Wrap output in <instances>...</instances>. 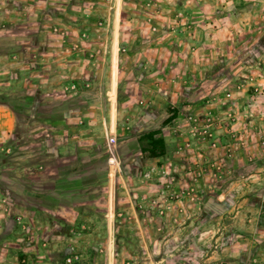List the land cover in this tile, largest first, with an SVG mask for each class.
<instances>
[{
  "label": "rangeland",
  "instance_id": "1",
  "mask_svg": "<svg viewBox=\"0 0 264 264\" xmlns=\"http://www.w3.org/2000/svg\"><path fill=\"white\" fill-rule=\"evenodd\" d=\"M184 1L69 0V5L74 3L76 6L69 10L67 0L64 3L56 0L59 5L54 0H45L44 7H56L54 9L61 13L59 20L52 22V27L64 30L69 25H75L84 30L76 31L78 39L70 44L65 41L70 35L61 32L60 51H52L54 56L50 62L45 60L41 63L43 77L47 79L45 93L48 96L44 97V105L67 101L72 108H85L87 112H70L64 121L55 123H66L69 131L75 126H82L78 123H87V133L90 130V135L96 132L98 136L93 138L94 142L101 146L104 140V148L97 151L92 159L97 161L94 168H98V175L91 171L84 174V189L87 191L61 198L64 202L74 201L84 205L64 208L55 216L48 208H40L35 213L39 221L57 219L64 223L59 226L62 232L60 242L55 234L46 237L39 223L31 224L35 220L34 214L17 212L8 215L1 234H7L8 238L0 240L2 250L15 254L27 249L31 257L36 254L38 260L46 264H264V160H258L264 159L262 42L248 46V43L243 44L247 41L244 35L237 33L240 37L235 40L243 41L235 46H239L235 49L241 58L239 62L231 64L223 60L218 69L212 64H204L201 67L206 73L203 81L184 78L179 64L167 63L170 58L166 53L170 51L163 53V49H157L154 60L159 61L153 64L147 63L145 55L148 52L144 48L130 45L136 36L135 27H143L145 37L148 35L146 29L150 33L155 32L154 28H147L151 24H161L162 31L176 28L182 21L181 12L177 9ZM250 1L254 6L246 10L252 9L250 12L257 20L261 15L254 12L260 9L256 4L264 12L261 1L241 0L237 7L242 11ZM83 8L108 9L124 24L120 26L119 39L116 37L113 49L114 87L117 84L113 111L109 109L107 112L110 103L109 108L112 107L107 94H96L100 87L108 89L109 82L111 85L109 60L113 40L107 32L108 21L105 17L83 21ZM45 21L51 23L50 19ZM246 23V19L241 20V24ZM261 23L257 21L255 25ZM91 26L94 27L90 31ZM101 30L103 33L95 38L94 32ZM175 30L169 31L174 34ZM209 46L207 39L202 48H205L207 58L212 51ZM227 51L231 53L232 50L226 49L223 53L227 54ZM245 56L258 64L255 66L256 75L241 72L242 78L235 80V90L248 93L245 108L239 109L230 90H222L221 99L220 94L212 92L216 93L217 89L216 78L219 76L215 74L216 70L230 76V72L236 73L243 68ZM57 67L61 70L58 71ZM255 79L263 83H255ZM188 85H192L188 89L194 93L199 90L200 95L182 96ZM103 97L106 110L97 111L98 106L101 108ZM221 100L224 110L217 113L212 110L213 104ZM187 104L196 107L194 110H180ZM89 108L93 111L88 112ZM101 123H117L116 130L109 127L105 131ZM127 123H146V126L140 131L130 132L125 126ZM258 123L262 125L258 127L260 131L262 128L260 136L255 134L254 128ZM204 126H207L206 134L199 136L198 132ZM80 131L83 133V130ZM145 133L163 144L162 156L153 161H145L146 153L140 151V147H145L148 141V137H142ZM222 137L224 140L220 141ZM67 138L71 139L69 135ZM168 140L169 148L164 149ZM89 141L83 136L75 145L71 142L67 145L72 144V150ZM249 143L251 149H258L257 154H261L256 161L254 154L246 150ZM27 145L29 150L34 148V142ZM199 147L203 149L199 150ZM240 153H245L247 165L244 166L245 173L239 171L241 175L236 176L227 163L232 156ZM6 154L8 147L0 146V157ZM112 157L116 159L113 168L109 163ZM107 168L112 173L104 175L103 171ZM55 196L48 195L50 200ZM35 198L42 199L33 195ZM244 208L247 209V216L253 219L250 233L230 227L229 218ZM7 213L0 203V217ZM26 254H22L21 259L14 257L16 263L26 264ZM11 263L14 264V260Z\"/></svg>",
  "mask_w": 264,
  "mask_h": 264
},
{
  "label": "crops",
  "instance_id": "2",
  "mask_svg": "<svg viewBox=\"0 0 264 264\" xmlns=\"http://www.w3.org/2000/svg\"><path fill=\"white\" fill-rule=\"evenodd\" d=\"M54 1L56 2V0ZM58 1L59 3L65 2V0ZM68 1L69 0H67L66 4L69 10H73L74 7L76 8L74 3L69 5ZM259 1L264 3V0ZM240 2L241 0H185L184 4L177 9L181 12L182 16V21L179 22L181 26L178 25L176 28L170 27L167 31H162L159 27L161 24H159V26L151 24V26L147 28H154L155 32L150 33L148 29H146L148 34L147 37L143 35V27H135L136 36L130 41V45L144 48V50L148 52V54L145 55L147 63L153 64H157L159 61L158 59L154 60V58H157L154 55L157 49H163V53L165 51H170L166 53L167 56H169L168 58H170L167 63L170 61L171 65L179 64L182 70L180 73L184 72V78L190 79L191 81H203L202 79L205 77L204 75H206V73H203L201 67L204 64H212L218 69L217 66H219L223 60L229 61L231 64L239 62L241 58L237 55L235 50L239 46H235L243 41L235 40L236 37H240L237 33L244 35V39L247 40L244 41L243 44L248 43V46L251 45L252 47V45L255 46L257 43L260 44V42H262L260 47L261 45L264 46V12L260 11L261 7L256 4L260 9L254 12H258V14L261 15V17L256 20L254 19V13L250 12L252 9L249 11L246 10L253 8L254 3L251 1L248 2L245 9L241 11L237 7V4ZM44 3L45 0H0V146H3V148L8 147V154L3 156V158L0 157V203L1 206L5 207L8 211L7 214L0 217V240L8 238L7 234L1 236L5 228V223L8 221V215H13L17 212L21 214V212L24 213L28 211L34 214L35 217L34 222L31 224L39 223L46 237L55 234L58 236V242H60L59 236L62 232L59 226H62L64 223L57 219H50V221L47 220L46 222L43 220L39 221L35 213H37V210L40 208H48L52 210V215L55 216V214L59 213V210L64 208L84 205L74 203V201L64 202L61 198L65 196L68 198L67 196L69 195L73 197L87 191L84 189V174L91 171L95 176L98 175L96 173L98 168H94L97 161H93L92 159L97 151H102V148H104V140L101 141V146L94 142L93 138L98 136L96 132L93 131V134L91 133L90 135V130L89 133H87V123H78L82 126L79 128L75 126V128H71V131H69L70 129L67 130L68 125L66 123H55L64 121V118L69 116L70 112H80L81 110L87 112L85 108H72L67 101H56L57 103L53 102L54 104L51 106L44 105V97L48 96L45 93L47 89L45 80L47 79L43 77V68L40 67L41 63L45 60L46 62H50L51 57L54 56V53H51L52 51H60L61 44L59 42V34L61 32L70 35L68 37L66 36L67 39L65 38V41L70 44L78 39L76 38L75 32L84 30L77 28L75 25L74 27L73 25H69L64 30L52 27V22L59 20L61 13L54 9L56 7H44ZM56 3L59 5L58 2ZM156 14L158 15L159 13ZM69 15L70 12L68 16ZM71 15L74 16L73 14ZM82 16L83 21L98 20L100 17H105L108 21L107 32L111 34L112 39L110 38V40H113L110 47L111 58L109 60L111 62L109 71L111 85L109 82L110 88L108 89H101L100 87L99 90L97 89L98 93L96 94L102 96L107 94L109 102H112V107L109 108L111 106L110 103L107 112L109 109L113 111L114 97L117 96V84L116 87H114L115 53L113 49H115L116 37L119 39V34L121 32L120 26L122 25L123 27L124 24L119 22V16L116 17V15H111L108 9L99 11L96 9L83 8ZM46 19H50L51 23L45 21ZM245 19L247 23L241 24V20ZM70 20L74 22L73 18ZM257 21L262 22L261 25H255ZM93 27L91 26V29L88 30H93ZM171 28L176 29L174 34L170 33L169 30H172ZM101 31L97 33L94 32V37L96 38L98 35H101L103 30ZM248 33L250 36H246ZM207 39H209V47L212 48L211 53H209L211 56L208 58V54H206L204 50L205 48L202 49ZM94 42L96 41L94 40ZM226 49H231V53L227 51L229 54H224L223 52L224 50L226 51ZM52 62L53 61H51V63ZM257 64L258 62H252L249 56H245L243 59V68L237 71L239 73L236 72L237 75L234 72H230V76H228L224 74L222 70L221 74L218 73L220 71L216 70L215 74L219 76V78H216L218 90L216 89V93L214 91L212 94H220L219 98L221 99V91L225 89L226 91L230 90L232 96L236 99L235 104L237 108H245L244 105L246 104L248 93L246 91L240 92L235 90L234 86L237 83L235 80L242 78L240 74L244 72L255 73V66ZM57 70H61V67H57ZM166 71L168 72V70ZM47 74L49 75V73ZM254 75H256V73ZM245 76L246 75L243 77ZM55 80L56 79H54V81ZM257 82L263 83V81L259 82L255 79V83ZM59 83L60 81L57 82L56 85L58 86ZM189 86L192 85H188V87L184 89L185 92L183 94L181 93L182 96H189L194 93L191 91L192 89H188L191 88ZM88 92L86 94H88ZM194 94L200 95L199 90L195 91ZM51 96H53V94ZM77 96L80 97V95ZM222 103V100L214 103L212 110L217 113L222 112L224 110V105H222ZM86 104L88 106L90 102ZM93 104L95 105V102ZM93 104L91 106H93ZM105 106L103 97L101 98V108L98 106L96 109L97 111H103L106 110ZM255 106L262 107L257 104H255ZM195 107L194 105L187 104L181 107L180 110H194ZM92 111L93 110L90 108L88 109V112ZM101 124L105 127V131H108L109 127L116 130L117 123ZM249 125L250 124H248V126ZM125 126L129 128L130 132H134L136 129H139V131L142 130V128L146 126V123H127ZM254 126L256 130L255 134L257 135L258 133L260 136L262 128L260 131L258 127L262 125L258 123ZM80 130H83L84 135ZM38 133L40 134L38 135ZM74 134L76 136H71ZM68 135L71 139L67 138ZM83 136H86V138L90 140L88 144L82 147L77 145L70 150L71 145L75 142H79ZM169 140L164 143V149L169 148V146H167ZM223 140V137L220 138V141ZM29 142H34V148L32 150L28 149L27 144ZM68 142L72 144L67 145ZM202 149L203 148L199 147V150ZM66 150L67 153H65ZM246 150H248L250 154H254V161H256V158H259L257 156H261V154H257L258 149H251V145ZM245 156V153H240L232 156L228 160V167L232 169L236 176L245 173L244 166L247 165ZM219 157L217 156V158ZM158 158L159 156H146L145 159L147 160L145 161H153V159ZM258 160L263 162L264 159ZM109 163L111 168H113L114 164H116V159L112 157ZM105 165L107 167V163ZM110 171L112 173L111 169L108 170L107 168L106 171L104 169L103 174L108 175ZM239 171L242 172L238 173ZM72 186L75 187L73 188ZM49 194H56V196L53 197L54 199L50 200L48 197ZM33 195L40 196L42 199H33ZM33 202H36V204ZM246 210L247 209L244 208L240 210L237 215L235 214L229 218L230 227L236 230L241 229L245 232H251L253 228V219H250L252 216H247ZM252 214L254 215L253 211ZM45 230L49 231L45 232ZM26 252L28 253L27 249H22L20 253L15 252L14 254L12 252V254H10L7 250H2V248H0V264H9L13 260L15 262L14 264H19V262L16 263L14 257H19V259H21L20 256L26 254ZM10 255L11 258H9ZM26 256V264H46L38 260L36 254L34 258L31 257L29 253L26 254ZM108 260L110 261V256Z\"/></svg>",
  "mask_w": 264,
  "mask_h": 264
},
{
  "label": "trees",
  "instance_id": "3",
  "mask_svg": "<svg viewBox=\"0 0 264 264\" xmlns=\"http://www.w3.org/2000/svg\"><path fill=\"white\" fill-rule=\"evenodd\" d=\"M151 134H145L143 135V139H146L148 137L147 144L144 146L140 147L141 152H145V157H160L162 156V151H163V144L161 141H156L151 139L150 137ZM144 148V149H143ZM145 150V151H144Z\"/></svg>",
  "mask_w": 264,
  "mask_h": 264
},
{
  "label": "built area",
  "instance_id": "4",
  "mask_svg": "<svg viewBox=\"0 0 264 264\" xmlns=\"http://www.w3.org/2000/svg\"><path fill=\"white\" fill-rule=\"evenodd\" d=\"M261 79H264V73H262V77H261ZM206 128H207V126H204L203 128H202V130H200L199 132H198V135L199 136H204L205 134H206ZM208 136H209V134H208ZM213 146V145H212Z\"/></svg>",
  "mask_w": 264,
  "mask_h": 264
},
{
  "label": "water",
  "instance_id": "5",
  "mask_svg": "<svg viewBox=\"0 0 264 264\" xmlns=\"http://www.w3.org/2000/svg\"><path fill=\"white\" fill-rule=\"evenodd\" d=\"M224 264V263H223Z\"/></svg>",
  "mask_w": 264,
  "mask_h": 264
}]
</instances>
